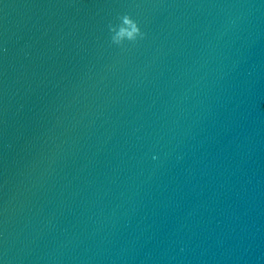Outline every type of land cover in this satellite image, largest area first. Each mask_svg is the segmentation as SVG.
<instances>
[{"label": "water", "instance_id": "1", "mask_svg": "<svg viewBox=\"0 0 264 264\" xmlns=\"http://www.w3.org/2000/svg\"><path fill=\"white\" fill-rule=\"evenodd\" d=\"M0 260L264 264V0H0Z\"/></svg>", "mask_w": 264, "mask_h": 264}, {"label": "clouds", "instance_id": "2", "mask_svg": "<svg viewBox=\"0 0 264 264\" xmlns=\"http://www.w3.org/2000/svg\"><path fill=\"white\" fill-rule=\"evenodd\" d=\"M119 19L123 21L133 20L129 14H124L123 16H120ZM110 31L112 33L111 43L117 47H124L126 42H136L145 37V33L142 31L138 22H135V24L132 25L131 32L127 31L124 28H120V30L118 31L115 27H112L111 25ZM152 158L154 160L157 159L155 155ZM0 264H3L2 260H0Z\"/></svg>", "mask_w": 264, "mask_h": 264}]
</instances>
